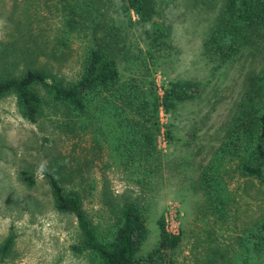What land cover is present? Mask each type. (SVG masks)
Listing matches in <instances>:
<instances>
[{
  "label": "rangeland",
  "instance_id": "obj_1",
  "mask_svg": "<svg viewBox=\"0 0 264 264\" xmlns=\"http://www.w3.org/2000/svg\"><path fill=\"white\" fill-rule=\"evenodd\" d=\"M153 1V16L140 22L121 0H0V76L18 74L27 63L56 79L78 77L81 43L77 30L65 31L66 2L84 20L85 35L95 22L117 45L121 79L133 77L145 101L170 82L193 84L188 97L167 110L139 108L129 128L110 115L90 126L69 119L47 99L29 123L13 95L0 97V243L13 238L0 264H96L89 252L70 248L80 243L75 219L53 208L42 175L52 161L79 168L75 187L92 224L104 229L111 219L103 198L140 207L146 234L137 256L155 249L162 217L179 235L164 264H235L245 227L264 219V184L236 174L238 152L219 153L249 76L264 73V30L248 32L247 43L220 62L206 43L224 0ZM69 125L74 129L67 132ZM208 164L218 169V189L227 197L220 215L210 212L199 181ZM23 170L34 176L32 185L20 181Z\"/></svg>",
  "mask_w": 264,
  "mask_h": 264
},
{
  "label": "trees",
  "instance_id": "obj_2",
  "mask_svg": "<svg viewBox=\"0 0 264 264\" xmlns=\"http://www.w3.org/2000/svg\"><path fill=\"white\" fill-rule=\"evenodd\" d=\"M121 1L140 22L150 20L155 12L153 0ZM65 3L62 4L65 31L72 33L77 30V39L81 43L78 77L70 81L56 79L44 68L27 63L18 74L0 76V97L13 95L18 111L29 123L37 121L47 99L54 109H61L69 119L84 120L90 126L96 123L97 118L103 120L110 115L129 128L137 124L133 120L139 108L148 113L149 104L152 113L158 105L167 110L192 92V83L174 81L163 87L159 96L152 92L150 99L145 101L133 77L121 79L115 61L114 48L117 45L112 44L104 31L102 34L96 31L100 25L94 26L95 22L89 25L92 29L85 35L84 20L76 17L72 4ZM261 30H264V0H224L209 30L206 51L218 61L226 62L247 43L248 32L257 35ZM261 95L262 100H255ZM144 103L146 107L142 106ZM73 129L74 126L69 125L67 132ZM127 133L131 135L130 131ZM143 138L147 140L146 135ZM224 146L225 150L219 151L221 155L238 152L235 169L239 177L264 184V73L249 76L246 93L227 127ZM77 170L79 168H63V164L57 161H52L51 168L42 170L53 208L75 219L80 243L70 246L73 251L89 252L96 264H152L153 260L162 261L164 253L177 246L179 235L169 232L160 217L156 221L158 241L155 249L137 256L146 234L145 216L140 207L130 201L115 206L111 200L103 198V206L111 211V219L104 229L92 224L82 206L79 189L75 187L79 183ZM217 170L208 164L201 171L199 181L207 190L210 212L220 215L225 211L227 197L219 192ZM19 176L27 186L34 183V176L25 170L20 171ZM244 230L238 238L241 252L235 264H264V219L252 222ZM12 241V235H8L0 243V261L9 252Z\"/></svg>",
  "mask_w": 264,
  "mask_h": 264
}]
</instances>
